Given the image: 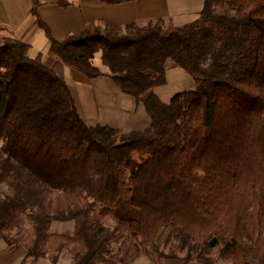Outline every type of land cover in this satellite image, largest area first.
<instances>
[{"label": "trees", "instance_id": "obj_1", "mask_svg": "<svg viewBox=\"0 0 264 264\" xmlns=\"http://www.w3.org/2000/svg\"><path fill=\"white\" fill-rule=\"evenodd\" d=\"M46 33L52 67L28 43L0 39V238L26 248L23 264L63 252L72 264H161L176 251L209 263L218 247L225 263L264 264V0H207L181 27L98 22L62 42ZM169 60L194 88L163 102L153 89ZM65 67L111 77L145 105L147 128L87 125ZM55 221H73L74 235L52 234ZM168 228L170 253L158 245Z\"/></svg>", "mask_w": 264, "mask_h": 264}, {"label": "crops", "instance_id": "obj_2", "mask_svg": "<svg viewBox=\"0 0 264 264\" xmlns=\"http://www.w3.org/2000/svg\"><path fill=\"white\" fill-rule=\"evenodd\" d=\"M207 0H130L111 4L104 0H0V37H11L31 46L30 56L42 54L44 64L52 67L55 57L49 54L50 36L59 42L69 35L87 29L90 24L108 22L126 25L132 22L147 23L164 20L167 27H181L197 20ZM232 1V0H220ZM64 75L82 120L89 126L103 125L128 134L147 128L150 118L145 105L124 94L112 78L94 80L70 67ZM194 81L174 62L166 63V85L153 89L163 102L180 93L192 90ZM166 86H171L168 89ZM174 88V90H172ZM112 98L118 103L113 104ZM54 235L73 236L75 223L53 222ZM27 254L24 246H9L0 238V264H23ZM35 264H72L68 252H63L54 262L49 256ZM130 264H158L146 256L137 257ZM161 264H213L184 257L166 259ZM214 264H227L216 262Z\"/></svg>", "mask_w": 264, "mask_h": 264}, {"label": "rangeland", "instance_id": "obj_3", "mask_svg": "<svg viewBox=\"0 0 264 264\" xmlns=\"http://www.w3.org/2000/svg\"><path fill=\"white\" fill-rule=\"evenodd\" d=\"M221 10H219V9H217V12H220ZM3 37H0V39H2ZM96 63L98 64V65H100V63H99V60L97 59L96 60ZM102 70L103 71H106L104 68H102ZM103 77H107V76H103ZM109 78H111V77H109ZM113 80V79H112ZM166 85V84H165ZM167 88H165V89H168V88H170L171 86H166ZM193 87H194V84H193ZM172 90H174V88H172ZM132 97V96H131ZM147 97V95L146 96H144V98H146ZM112 100V102H113V104H116V103H118L119 101H118V99L117 98H112L111 99ZM134 160H135V162L138 164V165H140V164H142L144 161H145V159H143V158H140L139 156H137V155H135L134 156ZM0 192L2 193V194H4V193H8L9 192V189H8V187L6 186V185H2V186H0ZM56 222V221H55ZM73 222V221H72ZM104 224H106V225H113L114 224V222L111 220V219H104ZM51 227V226H50ZM26 228V227H25ZM170 233H171V228H168V229H166L164 232H163V234H162V236L160 237V239H159V241H158V245L161 247V248H163L164 249V251L166 252V253H170L171 252V249H172V246L176 243L175 242V240L172 238L171 239V241H169L168 243H166L167 242V239H168V236L170 235ZM13 235L15 236L16 234H15V232H13ZM176 253H177V255H179L180 257H184V256H186V252H179V251H176ZM208 256V259H210V263H216L217 261L218 262H223L220 258H219V247L218 248H216V249H214V250H212L209 254H207ZM179 257V258H180ZM223 263H225V262H223ZM228 264V263H227Z\"/></svg>", "mask_w": 264, "mask_h": 264}]
</instances>
